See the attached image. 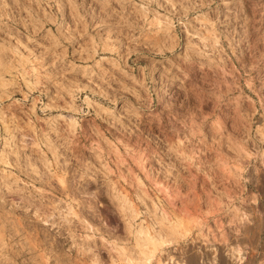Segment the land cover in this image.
I'll return each instance as SVG.
<instances>
[{
    "label": "rangeland",
    "instance_id": "1",
    "mask_svg": "<svg viewBox=\"0 0 264 264\" xmlns=\"http://www.w3.org/2000/svg\"><path fill=\"white\" fill-rule=\"evenodd\" d=\"M0 264H264V0H0Z\"/></svg>",
    "mask_w": 264,
    "mask_h": 264
}]
</instances>
